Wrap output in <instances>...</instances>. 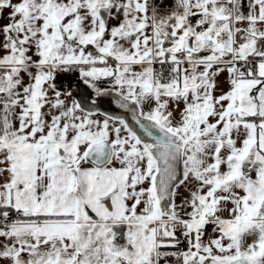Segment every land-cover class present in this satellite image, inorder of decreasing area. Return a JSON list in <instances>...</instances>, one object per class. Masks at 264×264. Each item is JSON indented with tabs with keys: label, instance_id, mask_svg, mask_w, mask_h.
<instances>
[{
	"label": "snow or ice",
	"instance_id": "snow-or-ice-1",
	"mask_svg": "<svg viewBox=\"0 0 264 264\" xmlns=\"http://www.w3.org/2000/svg\"><path fill=\"white\" fill-rule=\"evenodd\" d=\"M0 264H264V0H0Z\"/></svg>",
	"mask_w": 264,
	"mask_h": 264
},
{
	"label": "water",
	"instance_id": "water-1",
	"mask_svg": "<svg viewBox=\"0 0 264 264\" xmlns=\"http://www.w3.org/2000/svg\"><path fill=\"white\" fill-rule=\"evenodd\" d=\"M66 82L75 84V78H74V77H69V78L66 80ZM105 107H107V105H105ZM113 107H114V105H113Z\"/></svg>",
	"mask_w": 264,
	"mask_h": 264
}]
</instances>
